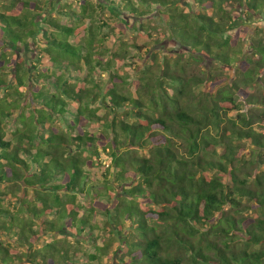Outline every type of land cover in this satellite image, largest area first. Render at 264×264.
Segmentation results:
<instances>
[{
    "label": "trees",
    "instance_id": "1",
    "mask_svg": "<svg viewBox=\"0 0 264 264\" xmlns=\"http://www.w3.org/2000/svg\"><path fill=\"white\" fill-rule=\"evenodd\" d=\"M259 13L0 0V264H264V40L235 23Z\"/></svg>",
    "mask_w": 264,
    "mask_h": 264
},
{
    "label": "rangeland",
    "instance_id": "2",
    "mask_svg": "<svg viewBox=\"0 0 264 264\" xmlns=\"http://www.w3.org/2000/svg\"><path fill=\"white\" fill-rule=\"evenodd\" d=\"M73 1L74 0H70V1L66 0V2H73ZM190 9H192V11H196L197 10V6L194 5V4L186 6V10L191 11ZM206 13L209 14L210 11H208ZM235 23L237 25L242 24L248 29L246 38L244 39L243 44L241 46L243 48V51L244 50L245 51H249L250 50V48H249L250 45H251L250 37L253 36L255 32H257L260 35L261 38L263 37V40H264V13H259L257 15H254L250 19L246 18L245 16L244 17H237V20H236ZM135 33L131 32V31H128V34H127L126 38L129 39V40L137 41L138 45H141V46H143L145 48L149 47V46H152L153 50H157V53H156V56H155L156 58L155 59L150 58V60L153 59V60H156V61H160L161 58L164 57V56L171 57L172 56V52L174 50H176V48H177V45H176V43L173 40H171V41H173L174 43L173 42H166L164 44H160V42L158 43V40L161 39V36L156 31H151V35H147V31H139V32H135ZM39 37H40V35H39ZM20 50L23 53V56L25 58L26 57L28 59L30 58L32 50H26L25 47H22ZM245 53H247V52H245ZM210 65H211L210 62H208L206 64L207 67L210 66ZM202 67L203 66H200V65H196V64L194 65V69H196V70H199ZM154 68H155V66H154ZM234 68H238V67H236V65L234 64ZM259 79H260V82H259L258 86H254V88H257V87L264 88V73H262V75L261 74L259 75ZM250 89H252V88H250ZM244 105H245V109L249 108V106H250V105L245 104V103H244ZM103 158H104V156H103ZM104 160H105V158H104ZM106 161H108V160H106ZM103 234H106V233H103ZM96 244L102 245L103 243L98 241ZM106 259H107L108 263H110L111 260H112V258H110V257H108Z\"/></svg>",
    "mask_w": 264,
    "mask_h": 264
},
{
    "label": "built area",
    "instance_id": "3",
    "mask_svg": "<svg viewBox=\"0 0 264 264\" xmlns=\"http://www.w3.org/2000/svg\"><path fill=\"white\" fill-rule=\"evenodd\" d=\"M104 158H105V160H104ZM104 158H103L104 163L108 164V162L110 161V159L108 157H106V156H104ZM106 160H108V161H106Z\"/></svg>",
    "mask_w": 264,
    "mask_h": 264
}]
</instances>
